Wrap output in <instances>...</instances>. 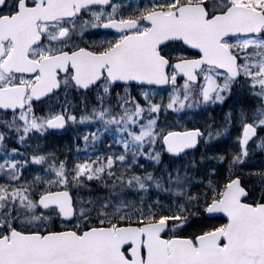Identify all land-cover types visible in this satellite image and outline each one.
<instances>
[{"label":"snow or ice","instance_id":"6c2138e0","mask_svg":"<svg viewBox=\"0 0 264 264\" xmlns=\"http://www.w3.org/2000/svg\"><path fill=\"white\" fill-rule=\"evenodd\" d=\"M0 264H264V0H0Z\"/></svg>","mask_w":264,"mask_h":264},{"label":"rangeland","instance_id":"374dc122","mask_svg":"<svg viewBox=\"0 0 264 264\" xmlns=\"http://www.w3.org/2000/svg\"><path fill=\"white\" fill-rule=\"evenodd\" d=\"M70 135H71V134H66V135H64V136H62V137H60V138H58V139H59V141H60L61 143H64V142H67L68 137H69Z\"/></svg>","mask_w":264,"mask_h":264}]
</instances>
